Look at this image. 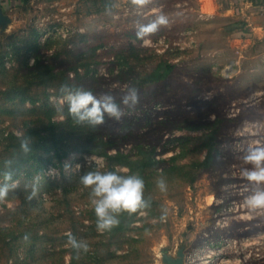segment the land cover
Listing matches in <instances>:
<instances>
[{
    "label": "rangeland",
    "instance_id": "374dc122",
    "mask_svg": "<svg viewBox=\"0 0 264 264\" xmlns=\"http://www.w3.org/2000/svg\"><path fill=\"white\" fill-rule=\"evenodd\" d=\"M106 1L100 12L93 0H38L6 12L0 184L11 172L16 186L0 201V264H162L161 253L181 247L186 264H218L222 255L228 264H264V208L245 204L242 174L252 167L246 150L264 146V3L250 10L244 0H150L142 8ZM159 15L168 24L138 39V27ZM159 63L171 73L139 85ZM65 84L118 104L135 87L139 103L121 104L119 121L77 124ZM23 140L50 148L34 151L49 160L45 169L36 170ZM143 147L157 161L142 177L149 207L126 227L98 231L80 178L111 170L102 153L135 160ZM69 235L88 250L74 249Z\"/></svg>",
    "mask_w": 264,
    "mask_h": 264
},
{
    "label": "clouds",
    "instance_id": "9594fccd",
    "mask_svg": "<svg viewBox=\"0 0 264 264\" xmlns=\"http://www.w3.org/2000/svg\"><path fill=\"white\" fill-rule=\"evenodd\" d=\"M150 0H130V3L142 8ZM168 19L164 15L157 16L152 22L140 25L136 36L140 40L154 34L162 25H167ZM146 42V41H145ZM60 92L68 104L69 114L77 124H87L97 127L105 123V117L119 121L124 116L121 104L127 108H134L139 103V91L135 87H129L118 104L110 94H102L99 97L92 91L76 88L70 85L61 86ZM21 148L29 151L28 140H23ZM245 164L252 165L251 169H243L242 174L249 182V195L245 198V204L251 209L264 208V146L249 147L244 156ZM80 183L84 188L90 189V203L97 217V230L109 231L119 225V216L125 212L134 214L141 209L149 207L144 199L145 182L138 173L120 174L117 171L101 172L92 170L86 172ZM12 173H4V182L0 184V201H3L9 191L15 187ZM156 186L162 191H167V182L161 177ZM36 194L35 189L28 197ZM163 219V216L161 217ZM68 243L77 250H88V245L83 241L69 235Z\"/></svg>",
    "mask_w": 264,
    "mask_h": 264
},
{
    "label": "trees",
    "instance_id": "16d2710c",
    "mask_svg": "<svg viewBox=\"0 0 264 264\" xmlns=\"http://www.w3.org/2000/svg\"><path fill=\"white\" fill-rule=\"evenodd\" d=\"M93 4L96 6V12H100L109 7V2H107L106 0H93ZM37 66L38 63L35 64L36 68ZM172 69L173 66L171 64L159 63L151 72L143 76L138 83L139 85H146L162 81L171 73ZM29 147L32 148V152L28 159L36 165L37 171H42L43 169H45V166L49 162V160H43L41 156L36 154L34 151L43 150L45 153H49L50 148L45 145H40L39 142H31L29 144ZM55 155L60 160L65 156V152H59L58 150H56ZM102 155H104L105 160L109 162L108 165L111 167L110 171H115L114 168L117 166H124L128 169V173L126 174L138 173L141 177H143L144 173L152 169V167H154V165L157 163V161L153 159L152 153L147 152L145 147L141 148L138 151L135 160H132L129 154H123L121 152H117L114 155L102 153ZM175 159L176 158L173 157L170 159V161H174ZM135 214L136 213L128 214L127 212L121 214L119 225L123 223L125 227L128 226Z\"/></svg>",
    "mask_w": 264,
    "mask_h": 264
},
{
    "label": "crops",
    "instance_id": "0c3cea01",
    "mask_svg": "<svg viewBox=\"0 0 264 264\" xmlns=\"http://www.w3.org/2000/svg\"><path fill=\"white\" fill-rule=\"evenodd\" d=\"M38 0H0V7L3 9L4 13H6L7 11H14L16 9H22L25 8L31 4H33L34 2H36ZM246 2V4H248L250 10L251 7H256L257 3H264V0H244ZM243 2V1H241ZM226 11H230V10H226ZM261 18H264V13L260 14ZM223 259V263L222 264H228L229 260L228 258L226 259L225 256L222 255L221 257ZM184 263L186 264V255H185V259H184Z\"/></svg>",
    "mask_w": 264,
    "mask_h": 264
},
{
    "label": "water",
    "instance_id": "95a60500",
    "mask_svg": "<svg viewBox=\"0 0 264 264\" xmlns=\"http://www.w3.org/2000/svg\"><path fill=\"white\" fill-rule=\"evenodd\" d=\"M10 22V17L6 13H4L3 9L0 7V29L4 31L6 26L10 24ZM184 259L185 252L182 247L176 251L174 256L168 253H161L162 264H185Z\"/></svg>",
    "mask_w": 264,
    "mask_h": 264
},
{
    "label": "built area",
    "instance_id": "2783aa9c",
    "mask_svg": "<svg viewBox=\"0 0 264 264\" xmlns=\"http://www.w3.org/2000/svg\"><path fill=\"white\" fill-rule=\"evenodd\" d=\"M223 262H224L223 259L220 258L218 264H222Z\"/></svg>",
    "mask_w": 264,
    "mask_h": 264
}]
</instances>
